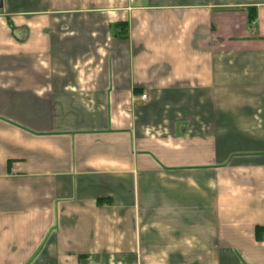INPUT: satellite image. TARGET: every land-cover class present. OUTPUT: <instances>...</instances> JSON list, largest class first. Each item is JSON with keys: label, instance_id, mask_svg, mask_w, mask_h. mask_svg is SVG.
Returning a JSON list of instances; mask_svg holds the SVG:
<instances>
[{"label": "crops", "instance_id": "obj_1", "mask_svg": "<svg viewBox=\"0 0 264 264\" xmlns=\"http://www.w3.org/2000/svg\"><path fill=\"white\" fill-rule=\"evenodd\" d=\"M263 238L264 0H0V264H264Z\"/></svg>", "mask_w": 264, "mask_h": 264}, {"label": "built area", "instance_id": "obj_2", "mask_svg": "<svg viewBox=\"0 0 264 264\" xmlns=\"http://www.w3.org/2000/svg\"><path fill=\"white\" fill-rule=\"evenodd\" d=\"M141 99H142V100H145V99H146V96L143 95V96L141 97ZM262 243L264 244V238L262 239Z\"/></svg>", "mask_w": 264, "mask_h": 264}]
</instances>
